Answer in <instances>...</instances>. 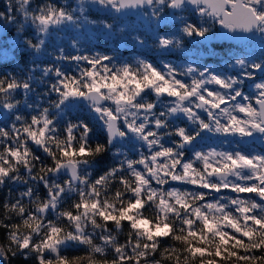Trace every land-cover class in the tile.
Here are the masks:
<instances>
[{
    "label": "snow or ice",
    "instance_id": "snow-or-ice-1",
    "mask_svg": "<svg viewBox=\"0 0 264 264\" xmlns=\"http://www.w3.org/2000/svg\"><path fill=\"white\" fill-rule=\"evenodd\" d=\"M5 27L33 66L0 71V264H264V0H7Z\"/></svg>",
    "mask_w": 264,
    "mask_h": 264
},
{
    "label": "rangeland",
    "instance_id": "rangeland-1",
    "mask_svg": "<svg viewBox=\"0 0 264 264\" xmlns=\"http://www.w3.org/2000/svg\"><path fill=\"white\" fill-rule=\"evenodd\" d=\"M60 1L64 2V0H60ZM75 2H76V0H72L73 4H75ZM4 4L6 6L7 0L4 1ZM101 12H103V11H101ZM102 18H103V20H107V22H109V23H113V20L111 19V17L105 12H103ZM90 20H92V19H90ZM123 22H128V23L135 22L143 30H146L145 26H144L143 18L140 15H138L137 12H135V14H133L132 16L126 17L124 21H118L117 23H123ZM97 23H99V22H97ZM180 26L181 25H179V23L176 22V27H180ZM91 27L95 28V25H93ZM171 28L173 30V25ZM70 35L73 36L74 33L72 31H65V32L61 33V36L63 37V41H64V48L71 47L72 38L69 37ZM124 35L127 36V32H125ZM108 38H109L110 42L111 41L115 42V45L124 44L121 42V34L118 31H117V35L116 36L113 35L112 37H108V36H105L102 34H95L93 36V39L87 43L88 47H90V49H91V53L88 51V54H92V53H95L97 51L107 54L106 50L104 49V46H106V44L108 42ZM92 41L95 42V44H97V45H91ZM148 42H149V40H148ZM58 43L61 45L60 41H58ZM100 46H102V47H100ZM234 49H240V50L246 51L249 54H251L253 56H257V57L261 55V48H260L259 39L252 40L251 42L242 43L240 46H235ZM53 50L54 49L52 47H49L47 49V52L52 53ZM72 50L74 51L75 49L72 48ZM82 50L83 49H81V51ZM22 53L24 54V56H27V67L31 68L33 66L32 54L30 53L29 50H27L22 45V43H19L16 40V33L14 30V27H6V33H4L3 35L0 36V60L11 59L12 63L14 64V67L17 68V70L24 69L25 64L22 63L20 60ZM114 53H117V52L114 51ZM55 54L57 55L58 53H55ZM56 55H52L51 57H49L47 54H45L42 57V59L43 60L44 59L49 60L50 58H54ZM247 91H252V89L249 88V89H247ZM85 111H87V110H85ZM73 114L75 115V113H73ZM207 144L209 147L217 148V150L229 149L231 147L230 145H226V146L222 145L220 143L219 138H214L213 140L208 141ZM249 150L254 152V153H260V151L255 150L253 147L252 148L250 147ZM177 186H179V185H177ZM221 194L226 195V196L234 195L233 193L228 192V191H224Z\"/></svg>",
    "mask_w": 264,
    "mask_h": 264
},
{
    "label": "flooded vegetation",
    "instance_id": "flooded-vegetation-1",
    "mask_svg": "<svg viewBox=\"0 0 264 264\" xmlns=\"http://www.w3.org/2000/svg\"><path fill=\"white\" fill-rule=\"evenodd\" d=\"M135 12H137V10L132 11L131 13H129L128 16H132L133 14H135ZM162 28H166L169 31H172V24H167V25H162ZM142 29V28H141ZM216 29H219V25H216ZM143 30V29H142ZM214 44H225V45H232L233 48H235V46H240L242 43H237V42H233V41H227V40H219V41H213ZM149 45H154L153 40L149 39L148 42ZM106 52L109 55H117V53H114L115 50H119V52L121 54H123L126 57H133V56H142L143 57H153L156 55L155 51H154V47L152 48H145V49H134L131 46V41L129 40L128 45L126 46L125 44H118L115 45V42H110L109 38H108V42L106 44ZM159 59V57H157V60ZM172 62L176 63L178 61L173 60ZM231 139V138H229ZM250 147L254 148L257 151H262V149H264V144L260 143L259 141H255V142H250ZM224 146H226V144H224Z\"/></svg>",
    "mask_w": 264,
    "mask_h": 264
},
{
    "label": "trees",
    "instance_id": "trees-1",
    "mask_svg": "<svg viewBox=\"0 0 264 264\" xmlns=\"http://www.w3.org/2000/svg\"><path fill=\"white\" fill-rule=\"evenodd\" d=\"M4 1L5 0H0V11L5 10ZM60 2L63 3V1H60ZM102 16H103V12H93L92 14L89 15V19H92V20L95 19V20H97V22H100L101 20H103ZM5 33H6V31H5ZM69 37L73 38L72 35H70ZM60 42H61V45L58 43L59 47L64 48L63 39L60 40ZM91 45H97V44H95V42L92 41ZM87 47H88L87 43L83 44V47H82L83 50L81 51L82 54H88V49H90V47H88V48ZM100 47H102V46H100ZM104 49L106 50L105 46H104ZM64 50H65V54H72V55L81 54V53H78L76 50L73 51L71 47L64 48ZM55 53H58V52L53 50V52L51 54L56 55ZM22 56H24L23 53L21 54V57ZM21 57H20V60H21ZM44 61L47 62L48 60L44 59ZM13 69H17V68L14 67V64L12 63L11 59L0 60V71L11 73L13 71ZM82 114L87 115L89 117L91 116V114L87 111H84V113H82ZM108 163H109L108 160L102 159L98 163L97 167L99 170H103L104 168H106L108 166ZM0 197H7V189L0 190ZM11 264H26V262L24 261L23 257H14L11 260Z\"/></svg>",
    "mask_w": 264,
    "mask_h": 264
},
{
    "label": "water",
    "instance_id": "water-1",
    "mask_svg": "<svg viewBox=\"0 0 264 264\" xmlns=\"http://www.w3.org/2000/svg\"><path fill=\"white\" fill-rule=\"evenodd\" d=\"M132 11H134V10H129V13H131ZM5 31H6V27L0 28V36L3 35L5 33ZM214 41H219V40H214ZM233 42H235V41H233Z\"/></svg>",
    "mask_w": 264,
    "mask_h": 264
}]
</instances>
